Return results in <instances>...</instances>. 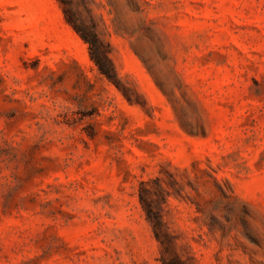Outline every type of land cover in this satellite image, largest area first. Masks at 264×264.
I'll list each match as a JSON object with an SVG mask.
<instances>
[{"label": "rangeland", "instance_id": "obj_1", "mask_svg": "<svg viewBox=\"0 0 264 264\" xmlns=\"http://www.w3.org/2000/svg\"><path fill=\"white\" fill-rule=\"evenodd\" d=\"M164 261L264 264V0H0V264Z\"/></svg>", "mask_w": 264, "mask_h": 264}, {"label": "trees", "instance_id": "obj_2", "mask_svg": "<svg viewBox=\"0 0 264 264\" xmlns=\"http://www.w3.org/2000/svg\"><path fill=\"white\" fill-rule=\"evenodd\" d=\"M68 21L74 26V28L80 33L83 39L89 44L90 56L98 66L101 73H103L108 79L116 81L117 72L109 57L108 46L99 38L96 32H87L79 25L75 20L67 16ZM141 200H143L141 196ZM148 219L153 223L155 236L160 240V234L158 227L162 224V219L159 216H153L150 208H147ZM163 264H175L174 262H163Z\"/></svg>", "mask_w": 264, "mask_h": 264}]
</instances>
